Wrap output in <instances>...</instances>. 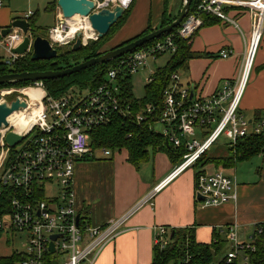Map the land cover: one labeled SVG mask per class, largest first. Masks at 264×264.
<instances>
[{
  "label": "built area",
  "instance_id": "built-area-1",
  "mask_svg": "<svg viewBox=\"0 0 264 264\" xmlns=\"http://www.w3.org/2000/svg\"><path fill=\"white\" fill-rule=\"evenodd\" d=\"M192 2V1H191ZM2 0H0V5ZM121 0L96 2L95 10L111 9ZM249 15L252 20L250 38L245 42L244 59L240 75L235 81H225L220 90L211 96H195L194 87L180 84L177 73L170 75L163 91L162 100L156 105H147L132 112V105L122 97V81L148 67L149 61L161 56L176 54L178 44L189 45L207 19L225 26L239 28V19ZM32 13H27L28 21ZM87 19V18H85ZM88 20V19H87ZM89 23V22H88ZM1 30V29H0ZM69 31L66 20L59 14L57 22L49 29V37L61 45L75 41L76 34L65 43L55 40L57 33ZM89 40H96L97 36ZM27 36L32 41L27 33ZM19 29L12 28L0 40V61L6 68L25 55L12 53L23 41ZM264 38V0H195L189 12L174 32H170L144 45L132 53L113 62L105 71L100 84L92 88L72 87L58 98L47 96L41 83L20 91H0V96H15L25 102L26 108L16 112L1 130L0 138V188L11 191L8 209L0 214V230L7 234L25 233L26 251L18 264H95L104 248L118 237L127 220L141 207L152 206V198L163 187L195 167L199 158L207 153L223 137L228 145L249 135L264 136V117L246 118L239 110L240 102L253 69L256 51ZM86 41L83 35V44ZM30 52V46L28 49ZM28 55V54H26ZM231 50L222 48L218 56L226 59ZM153 73L146 79L152 81ZM39 90V95H30L23 90ZM30 115L29 122L19 129L17 123ZM131 119L138 126L147 124L148 129L161 135L167 145L184 151L181 161L152 191L119 218L103 225L87 221L75 192V167L84 157H94L102 152L110 156L109 149L93 151L89 131L110 124L115 118ZM155 125L162 130L156 132ZM13 131L23 140L9 148L4 136ZM31 134L34 136L26 140ZM58 187L59 196L46 199L47 189ZM234 181L222 171L199 172L195 178V193L201 197L205 207H217L235 200L232 192ZM264 235V222L256 224L249 242L239 243L229 228L228 242L231 249L226 252V261L239 260L249 264V253L255 251L256 238ZM57 236L52 241L51 237ZM169 230L155 228L154 247L165 248L169 244ZM53 244L54 251L49 250Z\"/></svg>",
  "mask_w": 264,
  "mask_h": 264
},
{
  "label": "crops",
  "instance_id": "crops-1",
  "mask_svg": "<svg viewBox=\"0 0 264 264\" xmlns=\"http://www.w3.org/2000/svg\"><path fill=\"white\" fill-rule=\"evenodd\" d=\"M178 3L181 9L183 0H132L127 18L106 43V50L141 36L148 28H161L163 19L178 15L179 12L174 13V6ZM2 7L3 2L0 10ZM27 13L13 18L12 13L5 10L7 25L2 22L0 29L9 27L14 20H24ZM31 17L34 26V13ZM238 23V29L220 23L206 25L189 43L190 52L195 56L175 73L180 77L181 85L194 87L195 96H211L221 89L223 82L238 79L252 20L249 15H244ZM222 48L231 50L226 59L218 56ZM263 66L264 38L256 51L249 82L240 102L239 110L248 118L264 112ZM115 152L124 156L110 159L94 156V161H81L75 167L78 202L87 213V221L93 225H103L124 215L176 165L166 154L156 153L136 169L127 162L125 150ZM214 171L217 169L213 165L193 167L168 183L153 196L152 206L141 207L127 220L124 231L104 248L95 264H151L157 227L169 231L191 229L195 241L200 244H209L216 236L225 241V254L232 247L227 240L229 228L232 227L239 243L249 242L254 226L264 222V156L257 155L235 162L232 168L222 169L234 181L235 200L217 207H205L197 199L195 178L199 172Z\"/></svg>",
  "mask_w": 264,
  "mask_h": 264
},
{
  "label": "trees",
  "instance_id": "trees-1",
  "mask_svg": "<svg viewBox=\"0 0 264 264\" xmlns=\"http://www.w3.org/2000/svg\"><path fill=\"white\" fill-rule=\"evenodd\" d=\"M194 3L195 0H192V7ZM54 6L55 2L53 4H48L46 11L53 12ZM130 9L131 5L122 18L109 30L106 36L98 39L90 46L83 47L76 53L69 51L57 57V59H55L57 62L56 66H51L52 61L32 62L28 54L15 62L10 69L6 68L0 61V75L7 73L63 70L79 62L98 56L100 54L98 53L100 49L99 41L105 38L107 39V37L113 33L114 29L119 28L123 24ZM176 17L177 16L163 19L161 27L170 24ZM31 20L32 17L29 19L30 23L32 22ZM214 23L218 22L207 19L204 26ZM151 31L153 30L148 28L141 36ZM174 31L175 29L171 32ZM125 43L123 42L121 45ZM149 44L150 43L146 45ZM194 56L195 55L190 52L189 45L178 44L176 54L171 56L164 66L155 69L152 81L145 85V95L141 99H136L133 96L130 77L125 78L122 81V97L128 104L132 105V112L135 113L139 108H145L147 105L159 104L162 100L163 91L169 83L170 75L185 66ZM64 57L67 58L65 59ZM118 59L108 64L94 66L66 78L46 80L37 83H41L47 96L52 98L62 96L72 87L81 89L92 88L102 82L106 69ZM34 84L35 83L25 82L16 85H3L0 86V89L27 87ZM14 97V95L9 97V100H12ZM262 117H264V112H258L254 115L255 119ZM89 138L90 146L93 151L102 148L111 151L125 150L127 152V162L136 169L142 163H146L153 154L164 153L172 163L177 164L181 161L184 153L182 149H174L172 146L167 145L161 135L148 129L147 124L138 126L131 119L116 117L110 124L90 130ZM226 150L228 153L226 156H209L207 155L208 152L203 154L195 163V167L213 165L216 168L229 169L233 167L235 162L249 160L257 155L264 156V136L249 135L240 138L234 145L230 146L226 144ZM94 160V157H84L81 159V161L84 162ZM10 196L11 191L9 188H0V214L8 209ZM2 233V230H0V237ZM169 240V244L163 249L153 247V261L151 264H239V260L227 263L225 241L220 240L216 236L213 237L209 244H200L195 241L193 230L191 229L171 230L169 231ZM254 245L255 251L249 253V264H264V235L256 238ZM22 259V253L13 252L10 256L0 257V264H18Z\"/></svg>",
  "mask_w": 264,
  "mask_h": 264
},
{
  "label": "water",
  "instance_id": "water-1",
  "mask_svg": "<svg viewBox=\"0 0 264 264\" xmlns=\"http://www.w3.org/2000/svg\"><path fill=\"white\" fill-rule=\"evenodd\" d=\"M101 1L103 0H57L56 4L64 20H69L75 16L87 18L89 26L92 31L95 32L97 39H101L108 34L109 30L122 18L126 12V10L118 4L113 6L111 9L95 10L96 2ZM191 1L192 0H183L182 7L177 17L170 24L155 29L144 36L137 37L132 41H126L124 45L117 46L107 52H104L103 54L84 60L63 70L7 73L0 75V86L16 85L25 82L37 83L46 80L62 79L78 74L94 66L108 64L118 58L125 56L126 54L134 52L142 46L176 29L189 12ZM12 28L19 29L24 36L21 44L13 49V54L19 56L29 54L30 60L32 62L52 61L51 66L57 65L55 60L57 59V51L52 48L48 40H45L41 37H35L30 43V39L27 36V33L30 29V24L26 20H14L11 22L9 27L2 28L0 30V40L1 38L7 36ZM29 46L30 52H28ZM83 46V34L78 32L71 47V51L76 53L81 50ZM25 108V102L19 100L18 97H14L12 100H7L4 102L0 96V138L1 130L8 127L7 119L12 114ZM22 140L23 136L18 135L13 131L8 132L4 136V142L9 148H13ZM197 199L201 200L202 198L198 196ZM56 238L57 236H53L51 237V240L54 241ZM49 250L51 252L54 251L52 243L49 246Z\"/></svg>",
  "mask_w": 264,
  "mask_h": 264
},
{
  "label": "rangeland",
  "instance_id": "rangeland-1",
  "mask_svg": "<svg viewBox=\"0 0 264 264\" xmlns=\"http://www.w3.org/2000/svg\"><path fill=\"white\" fill-rule=\"evenodd\" d=\"M2 2H3V7H2V10H0V24L2 22H5L4 21L5 20V10H9L12 13L13 18H16L18 16H22L24 13H27V12L34 13V26L40 27L43 30H40L39 28H35L33 26V22H31L28 35L32 38L41 37L45 40H48L50 45L52 46V48L57 51V57L65 54L66 52L71 51V47L74 43L73 41H71L70 44L61 45L58 43H54L49 37V29L54 27V25L57 22V18L55 19L54 13L45 10L47 5L50 2H52V0H2ZM179 10H180V3H178V5L176 7L174 6V13L176 14V11L178 13ZM53 11L55 12L56 16H58L59 14L61 15L60 10L58 9L56 3H55ZM5 25H7L6 22H5ZM8 25H9V22H8ZM78 25L80 27L84 26V24H82L80 22ZM70 26L68 25L69 32H70ZM118 29L119 28L114 29L113 33L111 35H109V37H107V39L105 38V39H102V41H99L100 49H99L98 53L103 54L104 52L109 51V50H106V47H105L106 43L111 39V37L115 34V32ZM69 36H70V34H68V37ZM94 37H95V35H94ZM97 40L98 39L87 40L85 43V46H83V47L90 46L92 43H94ZM121 44H119V45H121ZM119 45H117V46H119ZM117 46H115V47H117ZM64 58L66 59L67 57H64ZM168 59H169L168 56H161V57L157 58L154 62L149 61L147 68H145L144 70H140L137 74L132 76L131 86H132V92H133V95L135 98L141 99L144 97L146 79L153 73V71L157 67L164 66L165 62ZM70 64L72 65L71 62H70ZM33 86L34 85H31V87H33ZM27 87H30V86H27ZM34 87H36V86H34ZM24 88H26V87H19V88L12 87V88H5L2 90L0 89V91L1 92L2 91H8V90L20 91ZM27 90H34V89H27ZM23 91H25V90H23ZM1 99L4 102H6L7 100H9V96L3 95V96H1ZM246 118H248V116H246ZM154 129L156 130V132H160L162 130V127H161V125H155ZM32 136H34V134H31L28 138H26V140ZM226 144H227V140L224 139L223 137H221L218 140V142L208 151L207 155H209V156H226L228 154L227 150H226ZM94 156L99 157V158L103 157L106 159H110L113 156L115 158H119V157H123L124 155H123V153L118 154L115 152V153H111L110 156H108V157H104L102 155V152L99 151V152H96ZM109 162H110V164L112 163V161H109ZM216 169H217V171H222V168L218 167ZM58 196H59V190H58V187H55V186L53 187V189H47V191L45 192V198L46 199L55 198ZM26 243H27V236L25 233L7 234L6 232H3V234L0 238V256H6L7 254H10L11 252H14V251H16L18 253H24L26 251Z\"/></svg>",
  "mask_w": 264,
  "mask_h": 264
},
{
  "label": "bare ground",
  "instance_id": "bare-ground-1",
  "mask_svg": "<svg viewBox=\"0 0 264 264\" xmlns=\"http://www.w3.org/2000/svg\"><path fill=\"white\" fill-rule=\"evenodd\" d=\"M67 22V25H71L70 26V32L66 33V35H63L61 33H57L56 34V37L54 36L55 40L60 42V43H65L67 40L69 39H72V37H74V35L76 34L77 31H82L83 32V35H84V40L87 41L89 39H93L94 37V34L90 28V26L88 25V20L85 19V18H80L79 16H75L69 20H66ZM82 23L84 24L83 27H80L78 24ZM71 23V24H70ZM78 26V27H77ZM68 34H70V36L68 37ZM25 93L27 94H30V95H39L41 92L39 90H25L24 91ZM17 116V114H12L9 118H8V121L10 120H13L15 117ZM29 119H30V115H28L27 117H25V120H21L19 123H17V126H19V129H22L23 126L25 124H27V122H29Z\"/></svg>",
  "mask_w": 264,
  "mask_h": 264
},
{
  "label": "clouds",
  "instance_id": "clouds-1",
  "mask_svg": "<svg viewBox=\"0 0 264 264\" xmlns=\"http://www.w3.org/2000/svg\"><path fill=\"white\" fill-rule=\"evenodd\" d=\"M130 0H121V3L126 7Z\"/></svg>",
  "mask_w": 264,
  "mask_h": 264
}]
</instances>
